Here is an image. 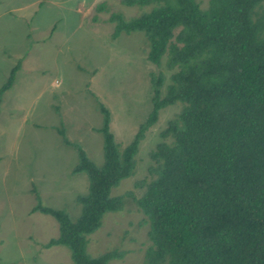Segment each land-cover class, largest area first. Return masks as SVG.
I'll use <instances>...</instances> for the list:
<instances>
[{
	"label": "trees",
	"instance_id": "obj_1",
	"mask_svg": "<svg viewBox=\"0 0 264 264\" xmlns=\"http://www.w3.org/2000/svg\"><path fill=\"white\" fill-rule=\"evenodd\" d=\"M124 1L149 7L130 19L110 14L112 37L143 33L146 60L164 64L170 81L150 73V111L122 149L101 105L104 160L97 166L77 147L73 171H84L88 186L76 219L36 196L32 213L58 223L44 247H67L73 264H107L118 255H90L87 236L121 208L122 197L111 192L133 175L143 131L161 109L180 104L148 153V177L135 183L151 242L145 264H264V0H207L206 8L196 0ZM19 64L0 86V103Z\"/></svg>",
	"mask_w": 264,
	"mask_h": 264
},
{
	"label": "rangeland",
	"instance_id": "obj_2",
	"mask_svg": "<svg viewBox=\"0 0 264 264\" xmlns=\"http://www.w3.org/2000/svg\"><path fill=\"white\" fill-rule=\"evenodd\" d=\"M196 1L206 8L207 0ZM148 7L124 0H0V86L20 63L0 106V264H73L67 247H44L58 236V223L32 208L38 196L76 219L77 197L88 186L87 174L73 171L77 147L97 166L104 160L101 105L122 149L150 111V73L170 81L164 64L146 60L143 33L112 37L110 14L130 19ZM180 107H164L143 131L133 175L111 192L122 197L121 208L87 236L90 255L113 252L118 255L107 264H145L151 242L136 204L143 189L135 183L147 176L148 153ZM60 127L72 145L63 142Z\"/></svg>",
	"mask_w": 264,
	"mask_h": 264
},
{
	"label": "crops",
	"instance_id": "obj_3",
	"mask_svg": "<svg viewBox=\"0 0 264 264\" xmlns=\"http://www.w3.org/2000/svg\"><path fill=\"white\" fill-rule=\"evenodd\" d=\"M4 94V93H3ZM3 96V95H2ZM2 101V100H1ZM0 106H1V103H0Z\"/></svg>",
	"mask_w": 264,
	"mask_h": 264
}]
</instances>
